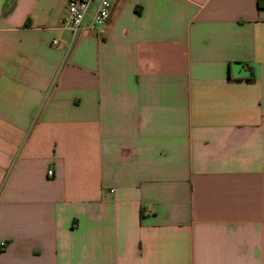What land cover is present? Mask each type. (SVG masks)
<instances>
[{"label": "crops", "instance_id": "1", "mask_svg": "<svg viewBox=\"0 0 264 264\" xmlns=\"http://www.w3.org/2000/svg\"><path fill=\"white\" fill-rule=\"evenodd\" d=\"M110 1L0 0V264H264V10Z\"/></svg>", "mask_w": 264, "mask_h": 264}, {"label": "built area", "instance_id": "2", "mask_svg": "<svg viewBox=\"0 0 264 264\" xmlns=\"http://www.w3.org/2000/svg\"><path fill=\"white\" fill-rule=\"evenodd\" d=\"M95 0H69L67 14L61 23V26L73 33H76L82 26L91 4ZM112 4L110 0H99L98 9L94 15L91 27L95 29L97 25L104 24L110 17ZM49 176L53 171L49 170Z\"/></svg>", "mask_w": 264, "mask_h": 264}, {"label": "trees", "instance_id": "3", "mask_svg": "<svg viewBox=\"0 0 264 264\" xmlns=\"http://www.w3.org/2000/svg\"><path fill=\"white\" fill-rule=\"evenodd\" d=\"M257 2V7L260 9V10H264V0H256ZM249 82H254L255 81V77H254V74L252 73L251 77H249L247 79Z\"/></svg>", "mask_w": 264, "mask_h": 264}]
</instances>
